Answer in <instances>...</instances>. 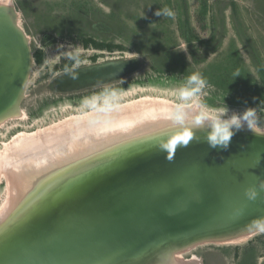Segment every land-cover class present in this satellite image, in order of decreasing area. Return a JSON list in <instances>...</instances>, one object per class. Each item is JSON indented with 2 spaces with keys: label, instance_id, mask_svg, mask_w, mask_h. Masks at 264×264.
<instances>
[{
  "label": "rangeland",
  "instance_id": "1",
  "mask_svg": "<svg viewBox=\"0 0 264 264\" xmlns=\"http://www.w3.org/2000/svg\"><path fill=\"white\" fill-rule=\"evenodd\" d=\"M0 1L12 9L33 55L20 115L0 120V151L22 133L47 136L72 117L102 109L106 90L119 92V107L112 109L145 96L177 105L179 89L195 87L186 83L193 73L207 84L192 104L196 100L212 113L224 110L222 119L256 109L264 126V91L259 94L264 89V0ZM163 8L175 17L157 16ZM76 48L79 65L67 59ZM109 63L112 68L105 66ZM92 97L95 107L86 106L85 99ZM2 169L0 216L12 194ZM250 234L239 243L208 242L182 255L175 251L173 258L181 257L169 263L264 264V233Z\"/></svg>",
  "mask_w": 264,
  "mask_h": 264
},
{
  "label": "water",
  "instance_id": "2",
  "mask_svg": "<svg viewBox=\"0 0 264 264\" xmlns=\"http://www.w3.org/2000/svg\"><path fill=\"white\" fill-rule=\"evenodd\" d=\"M13 14L0 5V118L13 115L33 64ZM243 128L227 149L212 148L201 136L165 152L159 145L167 139L157 136L126 141L122 156L109 163L82 160L68 176L47 182L40 195L46 209L39 205L38 215L8 232L19 236L10 252L0 251V264L13 255L5 264H160L182 245L254 231L252 222L264 219V192L250 201L245 190L264 179V137ZM104 164L107 170L96 172ZM76 173L84 177L68 180Z\"/></svg>",
  "mask_w": 264,
  "mask_h": 264
},
{
  "label": "bare ground",
  "instance_id": "3",
  "mask_svg": "<svg viewBox=\"0 0 264 264\" xmlns=\"http://www.w3.org/2000/svg\"><path fill=\"white\" fill-rule=\"evenodd\" d=\"M1 2L4 1H0V4L4 5ZM16 103L19 102L17 101ZM197 103L194 100L193 108L188 109L189 118L198 111L194 107ZM175 106L174 102L166 98H150V96L147 98L145 96L140 101L129 102L127 106H120L119 109L115 108L110 111L96 110L82 117H72L49 131L47 136L39 133L34 135L22 133L12 142L6 144L5 150L0 151V167L3 168L2 170L9 181L10 189H12H9V195L10 192L12 194L10 198L7 197V199L9 198L7 200L8 205L6 203L7 207L4 206L6 208L1 213L2 216H0V251H4V253L10 252L8 246L19 236L10 234L8 233L9 231L16 232L19 229H14L17 224L28 219V217L38 215L41 212L37 210L39 205L42 211L46 209V201H48L45 198L46 195H40L48 189L47 185L53 178L60 180L61 177L68 176L79 165L82 166L87 158L97 159L94 160L95 166L108 159H112L108 163L116 160L117 158L113 159V157L118 156L122 152V148L125 146L123 143L126 141L156 138L157 136L168 139L182 135L178 127L173 126V121L171 120ZM12 114L20 115L18 106L13 110ZM3 119L5 117L0 118V120ZM238 134H242V129L234 136H238ZM193 135L194 138L189 144L195 142L198 137H206L207 129L203 131L196 130ZM127 143L128 145L131 144V142ZM95 170L96 172H105L107 170L106 164L96 167ZM81 176L82 173H76L67 178L68 180H78ZM83 177L84 175L81 179ZM133 183L130 180V184L133 185ZM32 196L38 198H32ZM29 199H32V203H27ZM33 205L35 206L34 210L31 208ZM102 206H104V203H102ZM7 233L11 236L7 237ZM250 233L252 231L242 232L235 237L212 243H239L247 239L249 235L251 236ZM192 244L185 247L182 245V247H179L181 249L176 250L177 254L182 255L189 247H195L200 243ZM4 253L0 252L1 257ZM173 255L168 259L170 262L176 261V258H178V261L179 257H181L176 255L178 257L173 258ZM13 258L14 255L11 258L9 257L10 260L5 258L2 264L12 263L14 261ZM168 260L165 259L160 264H170ZM26 262L28 261L19 264H27ZM154 264L159 263L155 262Z\"/></svg>",
  "mask_w": 264,
  "mask_h": 264
},
{
  "label": "clouds",
  "instance_id": "4",
  "mask_svg": "<svg viewBox=\"0 0 264 264\" xmlns=\"http://www.w3.org/2000/svg\"><path fill=\"white\" fill-rule=\"evenodd\" d=\"M157 16L163 15L164 17L174 18L175 12L170 8H163L156 12ZM67 59L74 62L75 65L80 63L79 48L74 49L67 53ZM72 74L71 69H66ZM76 78L75 74H72ZM187 85H194L195 87H181L179 89V100L171 115L173 126L178 127L182 135L168 138L166 142L160 143V148L165 152H174L179 146H187L193 140V133L196 130L203 131L207 129L206 141L210 147H221L227 149L230 145L232 137L239 132L245 125L247 130L252 132L255 136L264 137V126L259 122L256 109H247L242 116L233 115L230 119L224 120L221 118V110L217 113H212L205 110L202 104H195L194 107L198 109L194 115L190 117L188 109L193 108L192 99L205 88L207 81L199 74L193 73L187 77ZM104 95V107L101 111H110L113 107H118L116 103L119 100V92L117 90H106ZM96 97L85 99L86 106L95 107ZM190 129V130H189ZM171 157H169L170 159ZM262 157L256 156V163L259 164ZM264 192V179H259L257 185L248 187L245 190V196L248 200L254 201ZM252 226L258 232L264 233V219H258L252 222Z\"/></svg>",
  "mask_w": 264,
  "mask_h": 264
},
{
  "label": "trees",
  "instance_id": "5",
  "mask_svg": "<svg viewBox=\"0 0 264 264\" xmlns=\"http://www.w3.org/2000/svg\"><path fill=\"white\" fill-rule=\"evenodd\" d=\"M96 46H99L98 45V43H96ZM99 47H101V46H99ZM38 56H36V60H37V62H41L42 61V55L41 54H37ZM231 90L232 91H235V92H237V93H239V94H242V95H244L245 94V96H248V93H245L244 92V94H243V92L241 91V90H239V91H236L235 90V88H231ZM264 91V89H261V90H259V94H262V92ZM248 98V97H247ZM248 102H250L251 104H257V100H249Z\"/></svg>",
  "mask_w": 264,
  "mask_h": 264
}]
</instances>
